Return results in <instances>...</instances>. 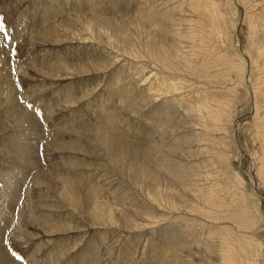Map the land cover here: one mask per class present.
<instances>
[{
    "label": "rangeland",
    "instance_id": "374dc122",
    "mask_svg": "<svg viewBox=\"0 0 264 264\" xmlns=\"http://www.w3.org/2000/svg\"><path fill=\"white\" fill-rule=\"evenodd\" d=\"M216 1L225 30L215 40V33L209 35L212 49L206 60L212 67L208 71L196 67L190 76L169 74L143 50L152 38L149 34H157L158 29H165L173 42L190 46L186 38L173 36L188 32L197 17L188 14L183 0H0V45L5 54L0 56V74L6 73L12 84L9 89L0 78V189L8 173L18 179L10 225L0 244L14 264H220L215 258L223 239L210 233L221 230L257 240L261 254L255 257L264 264V186L256 178L249 144L254 126L251 89L264 87V54L255 65L247 55L249 38L262 30V20L248 24L251 6L239 0ZM101 17L119 25L118 33L99 27ZM142 18L149 20L142 22ZM131 45L138 57L130 55ZM235 56L241 59L245 79L238 86L239 78L227 69ZM168 75L177 91L169 92L173 87L169 81L163 90L168 92H147L152 83ZM234 85L238 95L231 91L235 108L231 121L223 124L227 134L213 130L206 135L195 123L202 112L186 110L193 103L191 95L212 88L227 91ZM10 96L18 115L4 112ZM134 105L138 110L132 113L129 109ZM166 105L171 106V114L161 125L158 119L165 117L162 107ZM26 112L32 114L38 134L30 133L23 122ZM155 124L160 127L153 131ZM96 129L145 150L162 170L166 165L181 175L185 171L186 188L176 200L186 208L171 209L162 201L177 186L162 175L151 179L143 161H132L130 152L115 158L89 139L88 132ZM28 144L33 168L28 165L31 160L25 163ZM218 152L226 155V164L217 158ZM21 165L25 168L20 170ZM225 170L228 187L221 178ZM41 172L82 188V206H68L61 199L62 189H52L39 179ZM232 174L239 177L241 192L231 183ZM209 186L216 187L219 202L207 216L195 210L203 203L191 189L202 192ZM152 196L161 205L151 202ZM90 201L111 205L121 219L111 223L106 215L97 222L87 216L85 202ZM126 217L134 221L128 223L131 227L124 224ZM212 250L218 253L212 255Z\"/></svg>",
    "mask_w": 264,
    "mask_h": 264
},
{
    "label": "bare ground",
    "instance_id": "6f19581e",
    "mask_svg": "<svg viewBox=\"0 0 264 264\" xmlns=\"http://www.w3.org/2000/svg\"><path fill=\"white\" fill-rule=\"evenodd\" d=\"M239 1L243 5H246L249 7L251 6L250 8H247V9H249V10L251 9V10L250 11L247 10L248 13H247V15L245 14L246 15V22L248 24H250L252 22V20L255 21L254 19H256V20L261 19L262 20L261 21L262 24L260 26V29H262V30H259V28H258L257 30H259V32L257 31V32L252 33L251 37L249 38V40H250L249 42H251V43L249 45V48L247 49L248 59H250V62L253 65H255V64H257L258 58L260 57L262 59L263 58L262 54H264V30H263L264 29V0H239ZM183 2L185 4V6L187 7V10L189 11L188 14L189 15L193 14V16L196 15L197 17L195 18V20H192V22L190 21L191 23L189 22L190 27L188 28L189 29L188 32H185L184 34H183V32H181L180 36H179V33L177 31L176 33L173 34V36L175 38H177V40L180 39L179 37L186 38L187 39L186 41L189 42L190 46L184 47L181 44L179 45V43L177 44L175 41L173 42V40H171V39H173V37L171 39H169L168 38L169 37L168 32H166L165 29H164V31L158 29L157 34H156V32H153V31L149 34V36L152 35V38L150 36V39L148 40V42L143 44V50L147 54L148 58H151L153 61H155V63L158 66H160L162 68V70L169 72V74H172V73L179 74L180 72H185V73H189V75L191 76L190 73H194L197 70L196 67H202V69L207 70V71L210 67H212L211 64L207 63V60H206V58L209 56L208 53L210 52V48H211V45L208 42H211L213 40V39L212 40L209 39V35L215 33L216 34V35H214V40H215V38L217 36H221L220 34L225 29L223 28V20L221 19L222 15H221V13H219V10H218V1H216V0H183ZM240 3H238V4H240ZM254 8L255 9L258 8V9L256 11H253ZM146 19L142 18L141 21L146 22ZM147 20H149V19H147ZM152 22H153V20H152ZM258 23H259V21H258ZM86 24H87V26L90 25L89 22H87ZM98 26L99 27H111L112 30L115 32V34L118 33L117 30L121 29L119 25L115 26L113 24L112 20L108 19L106 17H101V19L98 20ZM146 26H147V23H146ZM66 29L68 30V28H66ZM254 41L257 43L254 44L253 43ZM185 48H188L189 50L183 51V49H185ZM2 50H4V49L0 45V56L5 55ZM130 55L132 57L133 56L134 57L139 56L138 51L136 50L135 47L130 49ZM1 58L2 57H0V60H3V58L2 59ZM240 60L237 59V57L235 56L234 58L230 59L227 62V65H228L227 69H229V74L233 75V77H235V78H239V80H240V81L238 80L237 86L242 84L243 79H244L243 65H242ZM261 61H263V60H261ZM209 65H210V67H209ZM100 67L106 68L107 66L102 65ZM216 70L220 71L218 69H216ZM211 71H212V69H211ZM262 72H264V69ZM0 78L2 79V83L4 81H6L8 83V88L12 89V84L9 81L8 75L6 73L0 74ZM220 78L224 79V76L221 75ZM209 79H210V77H209ZM169 81L173 83V87L169 86V88H170L169 92L177 91L178 89L175 88L176 84H175L173 77H169V75H168V76H165L163 79H160L158 82L152 83L148 87L147 92H150V90H154L157 93H160L161 91H163L165 88L168 87L167 83ZM183 83H186V81ZM208 83H209V81H207V84ZM226 83H227V81H226ZM201 85H202V83H201ZM220 86H219V88H221ZM237 86L234 85L231 88L227 87L228 88L227 91H222V90L217 89V88H212L211 90H208L206 92H203L204 90L203 91L197 90L195 94L193 93V95H191L190 100L191 101L193 100V103L189 102L187 105L188 109L186 107V110H187V112L188 111L189 112L192 111L195 113L202 112V116L197 115V117L195 119V123L202 127L201 130L204 133H207L206 135H209L208 132L213 131V130L214 131H220V133L226 132L225 128H224V125H225L224 123H228L231 121V116H232L233 110L235 108V106H234L235 100L232 97L231 91H233L235 93V95H238ZM241 87H243V85H241ZM251 90H253V105H254V115H253L254 124L253 125L254 126L252 128L253 130L251 131V136L249 135L251 137L249 144L250 145L252 144V146H251L252 151H253L252 159H253V161L255 160L254 163L256 164V168H257L256 174H255L257 176L256 178H258V180L264 186V87L252 86ZM165 91L168 92L167 89ZM165 91H163L162 93H165ZM146 98L147 97L144 96L143 102L148 101ZM137 105H134V107L130 108L129 110H131L132 113L137 112V110H138V109L136 110ZM200 107H201V110L199 109ZM162 111L164 112L163 115H165V117H163V119H158V121H160L159 123H161V125L163 122L166 123L169 114H171V106H169V105H166V107L163 106ZM4 112L6 114H9V116L10 115L12 116V114L18 115L19 112L16 111V106L14 105V98L13 97L10 96L9 99L6 101ZM25 114L26 115H25V118L23 119L24 120L23 122H27L26 126L30 128V133L34 132L35 134H38V129L35 127L36 125H35L34 118H33L32 114L29 112H26ZM180 119H182V117ZM153 123H156V122L153 121ZM195 123H194V125H195ZM155 125L156 126H155V128H153V131H155L156 128L160 127V125L159 126H157V124H155ZM227 126H228V124H227ZM166 127H168V126H166ZM165 129H167V128H165ZM89 132H88L89 139L96 142L102 149H106L107 151H109L111 153V155L115 156V158L120 157V155H122L123 153L125 154V152H127L128 154L130 152L131 153L130 156L132 157L130 159L132 161H135L137 159H140L141 161H143V163L145 164V166L147 167V169L149 171V177H151V179L153 178L155 180V178H158V176L162 175L164 177V179H166V180L168 179L169 182L171 181L172 184L177 186V188L175 187L176 189L170 190L173 193L172 192L168 193V195L165 196L162 201H165L166 204L169 205L171 209L178 210V209H180V207L186 208L185 206H181L179 204L180 201L176 200L177 197L179 198V195L181 194L180 190L183 188H186L185 187L186 185H185L184 180H183L185 171H183L182 172L183 175H181L177 171H173L170 168L166 167V165H164L165 166L164 170H162L163 168L161 169L160 167H158L155 164L154 160L152 162V160L150 159V155L148 153H146L145 150L137 147L136 145L133 146V145H130L129 143L124 142L123 140H118L116 137L107 133L106 131H103L102 129H96L95 131H89ZM212 134H214V133H212ZM225 134H227V133H225ZM192 137H195V136H191L190 138H192ZM224 138L226 140L227 137H224ZM214 140L215 139H213V140L211 139L212 142H215V143L218 142L217 144L220 143L218 140H217V142H216V140L215 141ZM251 147H250V149H251ZM155 152H156L155 155L156 154L158 155L160 153L159 150H156ZM24 153H25V158H26L25 163L28 164L29 161L31 160V162L28 165L33 168L35 161L29 157V154L32 153V150H30V148H29V144H28V147H26V145L24 146ZM216 156L221 161H223L225 164L227 163L228 158L226 157V155L224 153L218 152V153H216ZM118 159H116V160H118ZM50 163H52V162H50ZM69 163H71V162H69ZM161 167H163V166H161ZM23 168H25V167H22V165H21L20 170ZM52 172H54V171H52ZM58 172H61V171L58 170ZM55 175H56V173H55ZM228 175L229 174L227 171L224 173L222 172V174H221L222 181L227 187L229 186L228 183H230V180L227 178ZM187 176H185V177H187ZM74 177H73V179H74ZM39 179L41 181L45 182L46 185H48L52 189L53 188L58 189V191L60 189H62L60 191L61 199L68 206H71L72 208H76V209L79 205L82 206V203H80L79 200H81L80 195L82 196L84 191L82 190V188H79V186L77 184H74V186L72 184L66 185L64 182H61V178H59V180H58L59 183H57L58 181H54L47 173H42V172H41ZM186 180H187V178H186ZM78 181L80 182V180H78ZM160 181H161V179H160ZM17 182H18V179L13 176V173H8L7 178L4 180V182L2 184L3 186L1 185L2 189H0V207H3L2 208L3 212L0 213V222H2V225L0 223V236L4 232V229L10 225L9 211L12 210V208L14 206L13 204H14V202H16L15 198H16L17 193H18V191H16ZM231 183L233 184V186L237 187L236 190L240 191V189H241L240 186L242 184L239 181V177H235L232 174L231 175ZM222 187H224V186H222ZM187 188H189V187H187ZM191 190L193 192L194 198L196 200L200 199L203 203V205H201L200 207H195V210L198 212L199 211L203 212V214L209 216V214H210L209 211L213 210L215 205L217 206L216 203L219 202L216 187L215 186H213V187L209 186L207 191H202V192L200 191V189L198 190L197 188H192ZM151 194H153V193H151ZM199 197H201V198H199ZM84 200L89 201L87 199V197L84 198ZM152 201L156 202L157 205L158 204L161 205L160 202L157 199H155L154 196H152V198H151V202ZM85 203L87 205V207H86L87 216H89V217L92 216L93 217L92 219H95L97 222L98 221L100 222L104 217H106V215L110 218L111 223H113L114 221L116 222V220L119 221L121 219L120 218L121 213L115 214V212H113V210H112V206L107 204V203L106 204L101 203V202L95 203L92 201H90V203L89 202H85ZM112 213H114V217L112 216ZM167 213H168V211H167ZM247 214H248V211H247ZM138 215H141V216L146 215L145 217H147V218H152V219L154 218V220L156 219L155 216L152 217L148 213H141ZM126 218H127V220L124 219V224L128 227H131L128 225V223L134 222V221L131 220L129 217H126ZM37 222H39V221L37 220ZM150 222H152V221H150ZM154 222L157 223L156 221H154ZM133 225H135V223ZM228 233L229 232L225 231V230H221L219 232H216V231L213 232L212 231L210 233V235H212V236L220 235L223 239L221 241L223 247L222 248L220 247V249H221L220 253L217 252L218 250L216 252H213V250H212V252H213L212 255H215L214 253L219 254V257H216L215 259H219L220 264H260L258 259L255 257V256H258V252H259L258 250H260V246H261L260 244H258L256 242L257 240L254 241L253 239L248 238V237H247V239L245 237L243 238L242 235L234 236V235H232L230 233L228 234ZM210 241H212V240H210ZM215 241H216V239H215ZM217 244H218V242H217ZM211 246H212V244H211ZM213 246H214V244H213ZM260 260H262V257ZM0 263L1 264H8V263L14 264L10 260V258L5 254L3 248H1V244H0Z\"/></svg>",
    "mask_w": 264,
    "mask_h": 264
}]
</instances>
